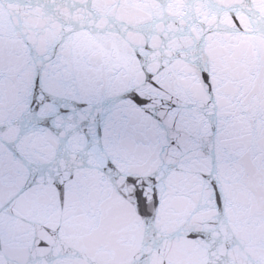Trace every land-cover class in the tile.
Here are the masks:
<instances>
[{"label": "snow or ice", "instance_id": "snow-or-ice-1", "mask_svg": "<svg viewBox=\"0 0 264 264\" xmlns=\"http://www.w3.org/2000/svg\"><path fill=\"white\" fill-rule=\"evenodd\" d=\"M237 20L239 17L236 18ZM236 21H233L235 24ZM154 73H146V82L155 84ZM202 79L205 82L209 81V74L205 71L202 74ZM125 96L137 107L143 108L145 111L149 109L146 107L149 105V98L140 95L137 91H128ZM65 98L58 97L55 93L51 92L43 84L42 79L38 76L33 81L32 94L29 97L25 107L18 111L12 112L0 120V143H3L5 147L12 153L13 157L20 158L19 148L16 147L22 139L28 136L30 133L46 134L51 133L59 136L62 131V125L58 123L66 114L65 110L68 105L63 102ZM77 103H81L78 101ZM83 124V121H81ZM16 130L15 140L8 141L3 139V135L10 129ZM110 130V135L114 140L121 139L123 137L134 136L137 132L136 125H130L128 122L120 121L118 118L114 119L109 115L103 122L101 132ZM29 167L35 166L37 171H41L40 165L25 158ZM208 178L209 184L212 187V199L217 205L222 206L224 203L223 192L220 188V182L216 179L213 172L204 174ZM68 179H74V174L69 172ZM155 183V177H150ZM128 182L135 185L136 178L129 176ZM58 188L63 192V184L58 183ZM134 195L137 201L138 211L141 217H151L153 215L152 209L159 206V199L156 193V189L153 190V197L151 200V208L149 207V201L144 195L142 187H137ZM195 236V233L190 234Z\"/></svg>", "mask_w": 264, "mask_h": 264}]
</instances>
